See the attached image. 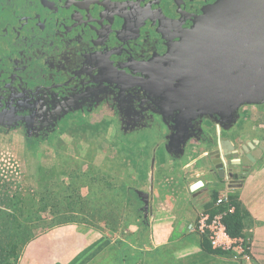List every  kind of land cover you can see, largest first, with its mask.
<instances>
[{
    "label": "flooded vegetation",
    "instance_id": "obj_1",
    "mask_svg": "<svg viewBox=\"0 0 264 264\" xmlns=\"http://www.w3.org/2000/svg\"><path fill=\"white\" fill-rule=\"evenodd\" d=\"M174 1L180 3V0ZM184 1L194 8L190 18H181V24L180 19L169 17L154 27L151 22L139 20L138 23L130 14L126 15L127 20L116 34L117 42L112 31L132 0H101L109 6L102 18L95 21H111V14H115L112 23L104 21L98 27L93 18H84L83 25L93 45L76 31L72 42L78 45L68 44L63 61L53 64L59 69L66 66L67 71L79 75L75 87L66 88L64 98L54 96L50 100L40 87L36 93L42 95H37L32 104L26 100L28 94L14 95L15 101L9 104L8 99L0 103V151L19 154V163L24 166L23 177L30 183L35 182L31 189L38 191L41 172L46 169L44 164L52 163L50 169L57 170L64 150L70 151L72 147L69 142L80 148L88 144L104 149V154L108 152L113 168L131 180L133 186L128 184L127 192L136 198L144 213L146 191L153 190L155 175L167 178L168 172L177 170L174 168L189 166L192 157L196 158L192 166L201 162L206 176L213 177L212 183L226 187L238 185L244 169L247 175L253 165L264 161L261 125L264 101L219 114L190 105L179 108L164 96L171 85L162 82L163 76L176 69L173 63L169 66L165 62L178 41L176 37L193 25L199 10L207 5L205 1ZM13 2L9 0L7 4ZM80 4H85L84 0ZM89 5L86 2L85 6ZM76 20L81 23L79 18ZM21 49L11 46L9 50ZM107 79L113 81L112 85L105 82ZM19 96L25 104L17 100ZM20 101L23 104H18ZM47 102L52 103V109ZM26 108L29 112L21 114ZM255 136L260 138L257 143ZM249 143L253 150L248 153L243 150L239 155L243 146L249 149ZM252 152L257 154L255 163L244 165L249 161L247 154Z\"/></svg>",
    "mask_w": 264,
    "mask_h": 264
},
{
    "label": "water",
    "instance_id": "obj_2",
    "mask_svg": "<svg viewBox=\"0 0 264 264\" xmlns=\"http://www.w3.org/2000/svg\"><path fill=\"white\" fill-rule=\"evenodd\" d=\"M13 1L12 4H7L9 0H0V103L4 104L8 99L9 104L14 95L28 94L26 100L32 104L37 95H42L36 93L40 87L50 100L54 96L64 98L65 89L75 87L79 75L67 71L66 66L59 69L53 64L63 61V53L68 44L78 45L72 42L76 31L81 32V37L88 39V43L93 45L89 41L91 36L85 29L86 25H83L84 18H93L94 25L101 27L104 21L105 24H111L116 15L111 14V21H95L102 18L109 6L101 3V0H84L85 4H91L90 7L80 4L83 0L71 3L69 0H45L47 4L43 0ZM197 1H205L207 5L199 10L193 25L182 30L176 37L178 41L174 46L171 45L165 62L169 66L173 63L176 69L161 78L165 85H171L164 96H168L179 108L190 105L203 111L210 110L208 113L219 114H227L242 105L263 102L264 0ZM178 2L180 3L174 1V4L172 0H132L130 4L127 3L129 7H125L128 14L118 17L120 21L112 31L114 39L118 42L116 34L120 32L127 20L126 15L129 14L135 22H151L154 27L170 18L180 19L178 22L181 24V18H190L194 6L188 1ZM144 11L147 13H143ZM75 16H78L81 23H78ZM11 46L22 49L11 51ZM48 62L51 66H48ZM112 66L115 67L113 64ZM82 73L85 74L84 71ZM105 82L111 85L113 83L108 79ZM21 96L17 100H22L25 104ZM22 101L17 103L23 104ZM48 105L52 109V103ZM23 112L27 113L29 109L22 110L21 114ZM248 146L249 149L243 146L239 155L243 154V150L247 153L253 150L251 143ZM246 158L249 161H244V165L254 164L257 154L249 153ZM246 172L244 169L242 179ZM201 185L198 181L191 189ZM145 196L146 212L148 194Z\"/></svg>",
    "mask_w": 264,
    "mask_h": 264
},
{
    "label": "rangeland",
    "instance_id": "obj_3",
    "mask_svg": "<svg viewBox=\"0 0 264 264\" xmlns=\"http://www.w3.org/2000/svg\"><path fill=\"white\" fill-rule=\"evenodd\" d=\"M261 125L264 128V122ZM69 144L72 147L64 150L57 170L50 169L52 163L44 164L37 192L31 189L35 182L23 177L19 154L0 151V211L20 223L28 210L31 214L30 222L22 225L31 230L32 238L19 248L16 264H155L153 259L141 261L139 257L140 253L153 252L154 246L136 248L138 240L160 237L153 236L156 232L152 229L139 238L144 220L141 206L134 196L125 193L128 184L133 186L131 180L119 175L104 149ZM230 205L236 206L234 201ZM242 215L244 229V210ZM1 222L0 219V241L10 242L12 239L6 237L10 227L5 230L6 224ZM248 231L249 228L241 235L251 242L256 264H264V242H259L261 246L255 243L254 235ZM184 251L187 252L180 248V252ZM170 254L173 250L160 253L156 264H179ZM222 255L226 260L211 258L210 264H237L230 255Z\"/></svg>",
    "mask_w": 264,
    "mask_h": 264
},
{
    "label": "crops",
    "instance_id": "obj_4",
    "mask_svg": "<svg viewBox=\"0 0 264 264\" xmlns=\"http://www.w3.org/2000/svg\"><path fill=\"white\" fill-rule=\"evenodd\" d=\"M259 139L255 136V143ZM192 162H196L195 157L189 159V166H179L174 168L177 170L168 172L167 178L164 175L161 177L155 175L153 190L150 193L146 191L148 209L145 213L142 212L144 220L141 226L146 232L154 229L156 233L153 236L158 235L160 238L153 241L138 240L137 250L143 245L149 246L150 249L151 245L154 246L150 254L140 253L141 261L151 262L153 259L156 264L160 260V253L163 255L168 249L173 250V254L170 255L177 258L179 264H210L211 258L218 257L226 260L222 252L210 248L204 237L190 233L188 230V226L195 221L197 214L205 209L211 212L210 207H214L215 198L223 193L229 195L230 203L234 201L240 211H245L243 232L249 228L247 233L254 235L255 243L264 242V161L253 165L240 185L239 180L238 185L229 187L225 184L212 183L213 177L206 176L204 169L202 170L203 164L199 162L192 166ZM198 181L202 185L191 189V186ZM218 209L214 207L213 211ZM180 248H185L187 252H180ZM253 254L255 256L254 252Z\"/></svg>",
    "mask_w": 264,
    "mask_h": 264
},
{
    "label": "built area",
    "instance_id": "obj_5",
    "mask_svg": "<svg viewBox=\"0 0 264 264\" xmlns=\"http://www.w3.org/2000/svg\"><path fill=\"white\" fill-rule=\"evenodd\" d=\"M218 211H200L193 223L188 226L190 233L204 237L212 250L230 255L237 264H256L251 242L244 236L232 237L228 234L224 218L235 212L226 194H220L215 200Z\"/></svg>",
    "mask_w": 264,
    "mask_h": 264
},
{
    "label": "trees",
    "instance_id": "obj_6",
    "mask_svg": "<svg viewBox=\"0 0 264 264\" xmlns=\"http://www.w3.org/2000/svg\"><path fill=\"white\" fill-rule=\"evenodd\" d=\"M121 188L122 186L119 187L120 191H121ZM125 193L126 194L128 193L127 189ZM125 193H123V195H125ZM121 198L123 197L121 196ZM211 212H214V211L212 210ZM30 216H31L30 210H28L27 214L23 217L22 222L20 223V222H16V217L11 216V215H5L4 213L0 211V219L2 220L1 224H4V223L6 224L5 230L7 231H8L7 228L10 227L9 233L8 234L6 233V237H9V239H12L10 242L0 241V264H16L18 262L16 255L18 253L19 248L21 247L22 244L26 243L29 238H32L31 230L24 228L22 225L26 222H30ZM224 223H225L227 232L230 236L232 237L241 236L242 231H243V215H242V211H240L238 206L235 208L234 213L228 214L224 218ZM142 230H140L139 232V235H138L139 238L142 237L143 235L142 233L146 232L144 231L145 228L143 227H142Z\"/></svg>",
    "mask_w": 264,
    "mask_h": 264
}]
</instances>
